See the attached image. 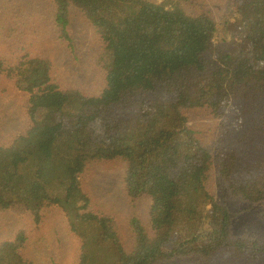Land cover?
Here are the masks:
<instances>
[{"label": "trees", "instance_id": "obj_1", "mask_svg": "<svg viewBox=\"0 0 264 264\" xmlns=\"http://www.w3.org/2000/svg\"><path fill=\"white\" fill-rule=\"evenodd\" d=\"M41 1L64 42L72 13L86 19L104 89L56 85L53 62L29 48L0 54V77L35 108L0 146V213L38 221L59 207L76 264H264V235L237 234V213L210 191L264 205V0H226L217 12L189 0ZM197 112L216 124L195 129ZM113 162L131 205L149 202L125 232L83 189L91 166ZM24 234L0 245V264L31 262Z\"/></svg>", "mask_w": 264, "mask_h": 264}, {"label": "rangeland", "instance_id": "obj_2", "mask_svg": "<svg viewBox=\"0 0 264 264\" xmlns=\"http://www.w3.org/2000/svg\"><path fill=\"white\" fill-rule=\"evenodd\" d=\"M157 1V0H153ZM193 6L207 5L217 12L226 0H189ZM225 13L227 9H224ZM224 10L222 12H224ZM52 6L41 0H0V54L23 55L29 48L30 54H41L54 64L53 78L55 84H71L79 87L89 95L97 96L104 89V71L95 65L94 56L99 52L100 45L91 26L77 12L72 13V23L68 30L69 42L59 38L53 29L50 16ZM11 28H20L11 31ZM22 28V29H21ZM12 35V36H9ZM3 37V39H1ZM18 40V42H14ZM7 55V56H8ZM216 57L222 60L223 53L217 51ZM25 93V92H24ZM19 92L9 79L0 77V146L11 141L24 131L30 122L31 113L35 108L29 103V96ZM198 117L189 114L190 124L197 130L213 127L215 120L205 118L197 112ZM63 166L52 169L53 175H60ZM123 165L113 162L108 165L91 166L82 176L83 189L90 197L95 208L112 215L120 231L129 215L136 213L145 216L148 201L139 205H131L124 194L121 184ZM217 201L225 203L237 213L235 232H257L264 235V205H251L232 198L215 183L210 185ZM250 208V209H249ZM34 220L30 213H0V245L16 238L24 232L25 243L28 245L27 258L29 264H75L78 262L79 245L67 233L69 220L59 207L49 209L47 215ZM118 217V218H117ZM118 219V220H117ZM176 264V263H166ZM182 264V263H178Z\"/></svg>", "mask_w": 264, "mask_h": 264}]
</instances>
